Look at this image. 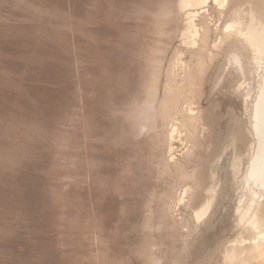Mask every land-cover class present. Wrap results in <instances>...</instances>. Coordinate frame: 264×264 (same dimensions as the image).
I'll return each instance as SVG.
<instances>
[{"label": "rangeland", "instance_id": "1", "mask_svg": "<svg viewBox=\"0 0 264 264\" xmlns=\"http://www.w3.org/2000/svg\"><path fill=\"white\" fill-rule=\"evenodd\" d=\"M186 12L180 0H0V264H220L233 192L199 229L186 203L209 139L247 129L250 110L229 75L211 92L220 53L197 98L212 134L174 168L161 105L176 55L190 59Z\"/></svg>", "mask_w": 264, "mask_h": 264}, {"label": "bare ground", "instance_id": "2", "mask_svg": "<svg viewBox=\"0 0 264 264\" xmlns=\"http://www.w3.org/2000/svg\"><path fill=\"white\" fill-rule=\"evenodd\" d=\"M180 1L187 10L183 35L190 59L176 55L165 84L161 114L167 128L170 160L179 169L184 168L183 162L195 163L203 142L212 134L197 98L202 94L205 75L223 52L210 90L213 93L228 75L233 90L245 87L240 100L244 112L250 110L249 127L228 129L216 141L209 139L207 176L199 178L186 204L199 229L211 221L224 191L228 196L231 190L232 236L221 243L218 252L215 250L214 258L218 257L220 264H264V0ZM211 2L216 12L214 26L208 8ZM151 102L149 108L153 110L155 97ZM175 139L185 146L183 152L179 151L182 161H175L172 155Z\"/></svg>", "mask_w": 264, "mask_h": 264}]
</instances>
